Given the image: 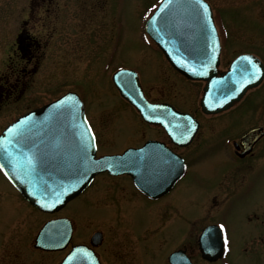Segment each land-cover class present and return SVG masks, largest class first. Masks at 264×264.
<instances>
[{"label": "rangeland", "instance_id": "1", "mask_svg": "<svg viewBox=\"0 0 264 264\" xmlns=\"http://www.w3.org/2000/svg\"><path fill=\"white\" fill-rule=\"evenodd\" d=\"M158 1L67 0V15L56 28L63 44L58 39L46 49L48 58L24 91L29 99L0 109V129L26 109L72 90L82 97L101 133L100 149L117 151L156 136L112 86L111 72L124 66L139 73L151 100L165 90L179 109L193 112L202 83H187L173 74L143 29ZM207 1L221 39L220 69L242 52L264 64V0ZM27 9L28 0H0V72L12 62L9 56L22 20H37ZM263 107L264 80L227 110L198 114L202 129L181 150L189 162L186 174L160 201L145 199L128 178L102 176L58 213H40L23 202L26 210L19 214L11 207V216L0 218L11 221L0 264H57L65 251L29 255L25 246L32 244L46 219L62 215L73 220L74 243H88L91 233L103 232L95 248L103 264H168L172 250L194 252L196 235L212 222L222 225L227 240L226 256L218 264H264V204L257 206L264 198V138L243 159L231 143L254 125L264 126ZM0 185L7 190L1 178ZM228 199L234 200L226 203ZM195 257L196 264H206Z\"/></svg>", "mask_w": 264, "mask_h": 264}, {"label": "water", "instance_id": "2", "mask_svg": "<svg viewBox=\"0 0 264 264\" xmlns=\"http://www.w3.org/2000/svg\"><path fill=\"white\" fill-rule=\"evenodd\" d=\"M145 30L175 69L190 79L206 82L200 100L206 113L228 109L263 79L264 66L252 54L239 55L227 71L217 73L219 38L210 5L205 0L199 3L197 0H163L146 20ZM245 58L260 67V79L247 82L252 78L244 70ZM112 81L121 96L137 109L143 119L162 123L160 113L170 107L149 103L143 97L133 71L117 70L112 75ZM174 114L179 120L178 143L188 144L198 128V122L187 113L174 111ZM89 130L81 100L75 92H67L21 115L2 131L0 169L30 203L49 212L59 210L76 197L100 171L128 173L136 187L151 198L168 191L183 172L182 158L153 141L120 155L95 158L94 139ZM263 134L262 127L246 132L240 139L244 151L239 155L250 152ZM235 146L239 147L238 144ZM71 232L69 220H51L38 231L35 245L47 250L61 249L68 242ZM100 241L101 233L97 232L92 236L91 243ZM198 244L202 257L208 260L220 257L223 244L219 227H206L199 236ZM169 262L190 264L182 250L171 253ZM60 264L100 262L92 249L76 245Z\"/></svg>", "mask_w": 264, "mask_h": 264}, {"label": "flooded vegetation", "instance_id": "3", "mask_svg": "<svg viewBox=\"0 0 264 264\" xmlns=\"http://www.w3.org/2000/svg\"><path fill=\"white\" fill-rule=\"evenodd\" d=\"M20 9L21 8H18L16 10H18V12L20 11L19 13H22L23 9H21V10ZM27 12L30 15H31V12L36 14L37 20L33 22L31 20V16H30V19H28V20L27 19L22 20L21 27L19 28V31L17 32V35L15 37L14 47H12V54H10V56H9V58L12 60V62H10V63L7 62V65L5 66L4 70L0 72V109L5 108L6 106L9 107L13 104L20 103L24 100L29 99V97H30L29 95H23L24 91L32 83L33 77H34L33 75H34V73L38 72L41 62H43L44 59L48 58L47 53H46V49L50 46H55V44H57V42H58V39L60 41V45H62L63 41H64V37L62 36V33L60 35V38L58 37L59 34L57 33L58 31L56 28H57V23L59 22L61 24L62 22H64L65 17L67 15V12H68L67 0H28ZM60 48H62V47H60ZM163 59H164V57H163ZM164 61L166 62L168 69L171 70V72L173 74H175L177 77L184 79L187 83L194 82V81H190V80L186 79L184 76L179 74L174 68H172L170 66V64L165 59H164ZM224 68H226V66ZM138 76H139V73H138ZM139 78H140V76H139ZM140 82H141V79H140ZM163 83L164 82H161V85ZM141 85L143 88L144 96L150 102H152V103H154V102L155 103H166V104H170V105L174 106L178 110L186 111L183 109H179L174 102H171L166 97V95L164 93L165 90L161 91L160 96L157 98V100L156 99L151 100L150 97H148L142 82H141ZM50 100H52V99H50ZM50 100H48V101H50ZM41 104H43V102L38 104V105H35L33 107L39 106ZM33 107H31V108H33ZM28 109H30V108H28ZM186 112H189V111H186ZM189 113H191L199 121V128H198V131H197V133L193 139V141H194L202 129V122L199 119L200 118L199 115L214 116L217 114H204L201 111L199 106H197L193 112H189ZM86 116H87L90 128H91L92 133H93L94 138H95L96 155L97 156L104 155V154L121 153L124 151V149H126L128 147H138V146L145 144V142H147L149 140H156L158 142H162L168 148V150L171 151L173 154H178L184 158L186 169H185L183 175L170 187V189L167 191V193H165L164 195H161L157 199H150L147 196L140 193L138 190H136L145 199L150 200V201H156V200L160 201L161 198L167 196V194L169 192H171L174 189V187L176 185H178V183L185 176L186 170L189 166V162H188L187 157L182 154L181 150L189 147L193 143V141L187 146H180V145L176 144L170 136H168V134L166 133V131L164 130L163 127H161L160 125L147 123L141 119V122L143 123L145 128L148 129V131H150V130L154 131L156 133L155 134L156 136H146L143 138V140L141 142L137 143L136 145L130 144V145H127V146H125L122 149L117 150V151L116 150L108 151L106 149L104 151V150L100 149V143H101V139H102L101 133L94 126L93 122H91L90 115L87 111H86ZM168 116H171V113H169ZM257 125H259V124H257ZM253 127H255V125ZM118 147H120V146H118ZM254 147H253V149H254ZM250 154H248V155H250ZM102 176L104 178H109V179H116V178L125 177V178H128L129 181L131 182L128 175H112V174H109L108 172H102V173L97 174L94 177V179L92 180L90 185L81 194H84L94 184V182L96 180H98L99 178H101ZM0 178L3 181H5V183L7 185L6 191L3 188L4 186L0 185V218H3V216H9L10 217L11 215H9V213H10L11 207L12 208L15 207L16 209H13V210H16L18 212V214L23 209L26 210L24 208V206H21V202H23L29 208L36 210L34 207H32L29 203H27L22 198V196L19 194V192L4 177V175L1 172H0ZM216 182H217V180H216ZM212 186L213 185H211L209 187H212ZM8 188H9V190H8ZM3 190L6 192V200L3 199L4 198V191ZM246 193H249V191H246ZM233 200L234 199H232V200L228 199L226 203H231ZM263 204H264V198L262 201L258 202L257 206L260 207ZM223 207H224V205H223ZM10 223H11L10 220H8V223H5V222H3V220H0V258H1V256L2 257L4 256V253H3L4 250L2 248L3 247L2 244H4V245L8 244L7 234H8V230H9L8 227H9ZM212 223L217 224V222H212ZM74 229H75V226L73 228V234H74ZM201 230H200V232H201ZM199 233L196 235V239H195L196 244L193 247L194 252L192 250L190 251V249L188 250L185 247H183L185 254L190 259V263L196 264V262H195L196 257L195 256H198L197 258H200V260L205 262L206 264H218L223 259V257L221 259H219L217 261H213V262L207 261L201 257V254H200V251L198 250V245H197V239H198ZM73 234H72V238H71L69 244L63 250V251H65L64 253H66V251L69 250L71 245L76 244V243H83V242H75V243L72 242ZM88 241H89V238H88ZM30 244H31V242L27 243V246H25L26 249L29 250V251H27V253L29 255L30 254L35 255L36 251L38 249H36L34 247L33 241H32V244L31 245ZM97 247L98 246H96L95 248H97ZM38 251H40V250H38ZM95 251H96V249H95ZM59 252H61V251H59ZM46 253H53V252H46ZM96 253L98 254L97 251H96Z\"/></svg>", "mask_w": 264, "mask_h": 264}, {"label": "snow or ice", "instance_id": "4", "mask_svg": "<svg viewBox=\"0 0 264 264\" xmlns=\"http://www.w3.org/2000/svg\"><path fill=\"white\" fill-rule=\"evenodd\" d=\"M200 0H197V3H199ZM201 7H205L204 5H201ZM247 61L244 70L245 72H248L252 79H249L247 82L251 83L252 80H258L260 79V67L255 65L249 58H245ZM240 89H237L239 91ZM90 131V130H89ZM225 245H227V240H225Z\"/></svg>", "mask_w": 264, "mask_h": 264}, {"label": "bare ground", "instance_id": "5", "mask_svg": "<svg viewBox=\"0 0 264 264\" xmlns=\"http://www.w3.org/2000/svg\"><path fill=\"white\" fill-rule=\"evenodd\" d=\"M156 68V64L154 63L153 65H152V68L151 69H155ZM82 195V194H81Z\"/></svg>", "mask_w": 264, "mask_h": 264}]
</instances>
